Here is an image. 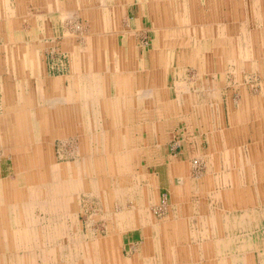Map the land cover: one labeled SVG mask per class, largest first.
<instances>
[{
  "label": "rangeland",
  "instance_id": "1",
  "mask_svg": "<svg viewBox=\"0 0 264 264\" xmlns=\"http://www.w3.org/2000/svg\"><path fill=\"white\" fill-rule=\"evenodd\" d=\"M76 1L77 0H0V104H1L0 118L2 119V120L0 119V174H2L0 175V186L5 183L11 185V183L16 182V184L11 190L10 187H8V190L7 192H5V194L7 195L8 191L10 190L9 198L13 196L18 197L21 193H24L26 195H31V197H33V199L36 201V207H37L36 209H33L31 213H34V215H36L35 217L37 220H41L40 215L42 214V211H40V205L43 203V199H45V197L47 196L51 198L52 197L51 191L53 190V188L57 189L56 185H58V188H61L62 185L59 182H55L59 174H56L54 172L52 173L53 186L50 182H47L46 179H45L46 181L44 180L45 177H43L42 172H40L41 175L39 174V176H31V175L28 176L29 172L31 171V169H29L32 161L31 158L35 157L37 152V147L38 145L41 144L40 142H42V137H43L46 142L48 141V145L51 146L50 154L53 163L56 164V162L57 163L60 162L58 156L61 153L60 146L63 145L61 139V133H60V129L62 127V130L63 131L65 130L64 133L67 136L66 140L67 143H69V146L71 143H73L75 149H78L80 153L88 156V160L87 159L82 160L80 158V160H74L73 162L76 165V168L78 169V172L80 173L81 176H78L76 170H74V172L72 171V169L74 168V165H72L69 166V168H67L66 175L63 177V181L73 180L78 182L77 185L80 182V184H82L84 187V189H81L83 192L81 193V195L74 196V199L71 201L72 207L67 210L66 217L63 216L62 219L63 225H67L68 227L72 226L73 228H75V231H73L70 228L66 227L68 229V231L66 232L68 239L75 238L74 233H77L76 226H79L81 223L82 225L85 226L88 225L90 226L91 224V217L93 214L92 209L94 205L91 203L89 205V200L87 196H85V193L83 191L90 189L92 185L91 182H93L92 179L88 178V176L92 175V173L90 172L91 168H89L87 164L93 165L94 161L97 162V166H99V164H103V166H100L103 167V171H102L103 173L101 172V177L99 174L98 182L100 183L104 180L106 175L109 176V173L111 174L110 166L113 165H114L113 166L114 168L112 167L113 169H116L117 167L119 169L118 171V173L120 174L119 179L122 178L123 180H127L128 182H130V180L134 181L135 177H137L140 174L141 170L145 169V173H146L147 170L149 169V167L147 166L145 168V162H144L145 160L144 153H147V149L144 146L138 144L137 142V138H138L137 132L139 131L138 128L144 127L146 132L145 137H147L149 134L147 133L148 126L150 125L151 128V124L154 125L152 121L154 120V122H157L158 119V122H160L159 124L160 130L158 131V134L160 133L159 134L160 137L163 138L162 144L163 145L165 144V146H163V149H161L162 153L158 152V154L157 153L156 154L159 162L161 161L162 164L166 163L167 155L168 156L172 155L174 157L178 154L184 153V149H185L184 141L180 139L182 137L178 136L177 134L180 132H184L185 130L189 131L190 127L193 126V123H190L193 121L191 119L189 120V116L187 113L185 114V112H187L188 110H192V108L195 107L194 106L195 103H193L191 101L192 99L189 98L188 99L184 98L182 102L176 104L174 103V105L171 104L172 106L171 105L167 106L168 103L164 102L163 100V96H166L170 99H175V97H170L169 95H167L168 90H166L168 88H172V83L173 80L175 79L174 78L175 73H178V76L180 78L179 82L180 84H182L181 86L184 87L183 91L190 92L191 89L190 84L192 83V81L195 82V79H193L190 70L185 71L186 66L184 67L185 68L184 71L183 70L179 71V69H177V71L175 70L174 74L173 72H167L165 71V69L158 68L157 71L158 73H160L159 76L162 78V80L160 78L161 80L160 82L158 81V86H157L158 89L157 91H159L161 101L153 105L148 102H145L144 114L137 113V107H140V104L131 101H129L130 102L129 104L126 103V105L120 103L115 109V111H117L115 113L117 117L112 122L111 119L106 117L107 114L104 112V110L107 107V104L104 102L107 94L104 96L103 91L105 90V92L108 93L109 91L108 86H104L101 89L99 88V91L101 90V95L97 94V89L94 90L92 89V92L91 93L89 92L91 90V84L88 80H84V81L79 80L78 81L79 89L74 87L72 88V84L75 82L74 78L77 77L78 73L81 76H83V74L84 75L87 74L86 70H76V71L73 70V66L74 67L78 66L79 63L82 64L87 63V57H81L80 55L76 57L74 54L75 52L74 50L76 46L79 44L77 41H74V36L76 32L75 27L77 26L76 23H78V19L77 18L74 19V16L76 15L74 9V3ZM183 1L186 2V0ZM218 1L220 2V5H216V8L214 9L211 6L208 5L204 6L202 4L201 6L200 5L194 6V8L197 9L195 16L197 15L199 16L200 14H202L205 16V19L208 21V23H210L209 20H213L214 17L213 14L216 13L218 18L225 20L224 24L216 23L217 25H220V27L222 28L224 27L225 29L230 28L236 31L239 30L243 31V29H240V27L238 26V22H232L231 19L232 17L230 18V22H228L229 18L227 16H230L229 13H231L232 0H218ZM95 2H96L95 5L97 6L100 5L99 7H102L101 2H99V0H96ZM115 2H109L106 4L105 8L104 7L102 8L103 10L102 14L104 15L103 17L107 20L110 19L109 24L111 25L110 26L111 30L113 29L111 24L112 20L120 19L122 21L121 25L125 28V31L130 32L133 41L135 42L136 51L138 55L141 54V51L144 50V52H146L145 54L147 55L145 57V61L150 62L149 60L150 56L148 54L151 52H155L156 48H160V43L162 38L160 37V33L153 27V24L150 21L148 4L145 5L146 7L143 6L144 8L143 9L141 6L138 5L139 2L137 0L131 1L130 4L127 3L128 1L126 0H115ZM110 4L111 6H109ZM63 15L65 16V18ZM207 26L208 25H206L205 26L206 28L204 27L203 29L200 28L199 29L200 32L197 31V34H194V36L191 38L192 40H190L189 38H185L184 40L182 39L181 41L183 43H187V41L189 42L190 40V42L191 41L196 43L200 42L203 45L207 44L209 41L208 38L209 30ZM234 26H236L235 29ZM219 35L220 37H218L217 39L221 41L222 45H224V43L226 42L227 49H231V47L235 45L237 50H239V52L241 51L238 57L240 58L241 61L240 63L242 64L241 66L243 67L240 70H238L237 67H235L236 70H232L234 68L230 66L229 68L232 69L228 71L229 74L227 77L228 81L225 83L226 85L224 87L223 86L214 87L212 85V87L207 92H204V93H209L210 95L212 94L217 95L219 93L218 97L216 98L207 97L209 101L208 102L209 106L208 107L206 106L204 110H206L205 111L206 117L208 118L209 116V118L206 119L205 121H203V119L201 118L197 119L196 121L197 125L203 129V131H201L200 128L199 130L201 132H204L205 134L208 133L209 131L212 132L213 129L214 131L215 130L222 131L225 128L229 130H231V128H236V127L252 128L253 126L262 125L261 122L264 119V103H254V102L249 103L248 97L245 96L248 95L247 93L250 90L247 82L248 70H245V68H248L247 66L248 65L250 66L251 63H253L255 64V67H258V69H260V71L261 70L264 71V39L262 40L255 38L232 39V38L223 37V33H219ZM181 41L178 42L180 43ZM261 42H262L261 44L262 49L256 51L257 44H260ZM126 45H127L126 48L127 50L128 49L127 42L125 43L124 47H126ZM24 50H26V52H24ZM172 51L169 49L168 53L166 54H167V58L168 57L172 58L171 61L172 68L176 69L180 62L179 59L184 64V59H181L184 56L180 53L179 48L176 52L177 54L174 56L169 55V53H171ZM209 56H211V54ZM214 58L215 57L213 56L211 62H214L216 60V58L215 59ZM229 58L230 57L228 53V57L226 58V60H228ZM186 63H188V61ZM7 64H9V66ZM145 67H148L145 69L146 73H148L150 64L145 65ZM199 77L200 76H198V78ZM2 79L4 81H1ZM23 79H25L24 87H22ZM201 79L202 77L199 78V80ZM10 80H12V84L10 83L8 84ZM201 82H204V80H201ZM142 83L144 85L143 87L141 86L143 90H148L151 88V86L147 84L148 83L147 79L144 78V81ZM234 83L235 86H233ZM241 84L243 85V87H241ZM194 85H192L193 91L190 93L195 97V99H198L201 96L202 100H204L203 96L201 95L202 92H200L199 87H195ZM160 86L164 88H160ZM22 88H24V90ZM73 91L76 94V96H81L83 102H81L80 104H82L85 107H82L83 110L80 113L78 112L79 114L74 113L72 115L73 118L71 120L70 126H67V123L66 126L64 123L63 126L60 124L61 119H59V115H58L59 112L57 111L58 109L54 110V112L52 111L46 113L45 112L43 113L41 111L42 108H45L46 105L44 98L54 99L59 97V94L68 95ZM91 94H93L92 97L93 106H91L89 109V106H87L85 102L87 101L86 100L87 96L91 97ZM255 94L264 95L261 92H257ZM239 96L243 97V99H241L240 102H238L239 100H237ZM221 97L224 102L220 100ZM227 97L232 99L234 98L233 100L235 102L234 103L231 102V104L229 105V103L227 102ZM99 99L100 100L104 99V100L100 101ZM168 107H176V109H172L170 111ZM20 108L24 109L23 112H20ZM155 108H157V110L160 111V117H157L158 115L157 116L154 115L157 114ZM224 110H225V117L223 112ZM90 112L92 113L90 114ZM140 112H142V110ZM68 113L71 115V112ZM104 113L106 114L105 116ZM122 113L125 114L124 119H122L121 117ZM22 114H24L25 117ZM102 115L104 117H102ZM249 118H251L252 123L248 125L244 124L243 122H245ZM103 119L104 120L106 119V121H108V124H106V128L102 127V125L104 124L102 122ZM18 121H20L21 126H23L24 128L22 130L25 131L26 134L25 137H19L18 135L12 137V134H10V131H12L13 130L12 128H14V124L16 123V125H18ZM89 122L90 125L92 126L93 133H89L87 131L89 129L88 128ZM123 124L124 127L127 128L125 130H132V132L129 131L127 134L122 132L119 127ZM76 125H79V128L75 127ZM108 125H111L113 127L117 126L118 129L116 131L118 132L116 133H118L119 135L114 137L111 130L108 129L107 127ZM205 125H207L208 127ZM39 126H41V129H43L42 131L40 130ZM206 127L208 129H206ZM141 130L139 132H141ZM173 132L176 133L175 136L174 134L172 135ZM232 132L238 133V131H232ZM205 134L203 136L196 133V136L198 138V145L201 153L204 151L205 152L208 151L207 144L205 143L203 144L204 146L202 145L203 138L206 137ZM15 138L17 140H13ZM25 138L26 141H23L25 140ZM165 138H166V143H165ZM25 142H27L28 144L27 146L31 147L28 148V150L32 149L31 151H29L31 152L32 157L29 152L23 151L22 148L19 147L15 148L16 145L24 146ZM113 142H116L117 144L128 143V146H131L132 148L135 149L137 148L139 149L134 155L132 161L128 162V160L125 161L124 158L125 154L123 149L121 150V152L120 149H118L117 147L116 149H112V151L110 150V147L112 146ZM69 146H67L65 150H63V152L65 151V153H67L68 150L70 151L71 148ZM108 155L110 156V158ZM90 156L91 157L94 156V157L90 158ZM106 157L108 160L106 159ZM203 160L204 162L201 161L199 158H196V159H192V161L190 162V168L191 170H193L192 174L194 175L193 176L194 180L196 179L197 176L198 177L200 176V178L201 176L203 177L205 176L204 174L206 173V169H207L205 163V157H203ZM197 163H199L198 167H196ZM67 165H70V163ZM142 165L144 166L143 169H141ZM128 166L130 173L127 176V173L126 174L124 173L125 172L124 169L126 168L127 170ZM139 167L141 170L139 169ZM136 168H138V171L136 170ZM135 170L137 172H133ZM159 171H160L159 177H160V185L162 187V193H160V195L158 193L157 194L158 197H160L159 200L162 202L158 203L160 204V208L158 210L159 214H157L156 217L161 221H165V218L167 217L170 207V198L167 190L170 185V180H169L166 164L163 167L159 168ZM104 173L105 176L103 175ZM111 176L113 175L111 174ZM68 188L70 191L71 188L70 187ZM222 188L223 185L221 184L217 186V190H219L220 192ZM258 190H259V186L257 188V191ZM150 192L151 193L154 192L153 188L150 189ZM166 199L168 200L167 201L168 206L161 208L163 203L166 204ZM139 200H141V198H139ZM226 201L227 200H225L223 197L222 198L216 197V199L214 200L215 202L214 206L216 207H213V209L216 212H218L220 215L215 214L213 217L217 216L220 218L221 215H223V218H225L224 214L226 212L227 213L229 212V210L225 207ZM7 202L11 203L12 201L8 199ZM192 204L193 203H189V206ZM222 211L224 213H222ZM202 214L204 215V212ZM211 223L212 222L208 221V223L202 224L196 221L190 225L189 229L193 233L194 241L199 244L204 243L202 248L200 247L193 248L191 246L169 247L167 243L165 246L162 247H154L153 241L151 239L152 237L151 232L148 231L144 235L142 231L132 230V229L140 228L138 226L141 225L138 223L133 228L130 229V232L128 234H125V237L122 238V244H121L122 252L121 254L120 253L119 254L128 261V264H130L131 260H134L135 259L134 257L136 256L139 258L141 264H157V263L158 264H247V263L264 264V206L260 208V212L258 213L257 219L255 218L252 223L250 230L251 233L250 239L244 237V234H246L248 231L243 230L245 229V227H248L249 224L248 225L242 224L238 227V229H234V227L232 226L233 225L232 222L231 221L228 222L225 219L222 224L220 221L213 222L212 223L213 226H212ZM48 225H50L48 226L50 228L48 230L50 231L52 230L50 234L53 232L61 234V232H57V229H55L54 227L55 225H51V224ZM92 227L91 228L94 229V226ZM224 227L229 228V231L228 232L225 231L224 233L223 232ZM102 228L104 229V227ZM195 229L196 231H194ZM204 233L206 234L207 237L211 235V237H214L216 239V240L211 239V242L213 241L214 245L208 246L205 244L209 242V240L204 235ZM237 236H241V239H239ZM62 238L64 237L62 236ZM218 240L220 241V244ZM244 241L254 249L252 250L242 249L243 246L242 243H244ZM71 248L73 249V251ZM150 249L152 250V253H149ZM77 252L78 254H80L78 249L76 250L75 246L72 245V247L67 248L60 252V258H58L59 262L55 261L53 263L60 264L61 261V263L63 264H75L76 260L74 257H76Z\"/></svg>",
  "mask_w": 264,
  "mask_h": 264
},
{
  "label": "bare ground",
  "instance_id": "2",
  "mask_svg": "<svg viewBox=\"0 0 264 264\" xmlns=\"http://www.w3.org/2000/svg\"><path fill=\"white\" fill-rule=\"evenodd\" d=\"M95 1L96 0H77L74 3V9H75V13H76V15H75L76 17L74 16V19L75 18L78 19V23H76L77 26L75 27L76 32H75V36H74V41H77L79 43L74 50L75 51L74 54L76 57H78L79 55L81 57H87V63H85V64L79 63L78 66H75V67L73 66V70L74 71L86 70L87 74H85V75L83 74V76H81L78 73L77 77L74 78L76 80H74L75 82L72 85V88L73 87L79 88V83H78L79 80H81V81L88 80L91 84V90L89 92L91 93L92 89L93 90L97 89V94L101 95V90L99 91V88L101 89L104 86H108L109 87L108 93L105 92V90L103 91L104 96L107 94L106 99L105 100L103 99L104 102L107 104V107L104 110V112L107 114L106 117L111 119V122H112L117 117V115L115 114L117 112V111H115L116 107L120 103L123 105H126V102L128 100V95H129V97L133 96L135 99L136 98L137 99L142 98L143 96L149 97V98L153 97V94L151 93L152 91L150 89H148V90H143L142 88L140 89L141 78L143 75L144 76L146 75L148 77L156 76L155 75L156 67H158L156 60H158V62H161V64H163V63L165 64L166 60H165V58H161V56L156 57V59L152 61L151 71L146 73L144 70H138L137 66L135 64L136 61L133 57L134 56L133 53L131 52V55H129L127 57V52H126V49L124 47L125 45H124V40H123L127 31H125V28L121 25L122 21L120 19H113L111 22L113 29L111 30V28H110L111 25L109 24L110 19H108V20L105 19L103 17L104 15L102 14L103 13L102 8L103 7L105 8L106 4L109 2H115V0H99V2H101L102 7H99L100 5L99 6L95 5L96 4ZM126 1H128L127 3L130 4V2L134 1V0H126ZM92 3H94V4H92ZM146 4H148V7H149L150 21L153 24V27L157 31H159L160 37L162 38L161 43L159 42L161 50L164 48H169V49L174 48L173 50L178 49V48L184 49V50L186 48H190L192 50L194 49V51L197 53L195 63H199L197 65H199L200 67L202 65V62L204 65L209 64L208 63L209 57H204L205 61L201 62L202 57H200V55H201V53L206 51L205 45L194 46L192 44V41L190 42V40H192L191 38L194 36V34H197V31L200 32V30H199L200 28L203 29L206 25H208L207 28L209 30V36H208L209 41L213 42L214 45L216 44V48H215L216 54H214L215 58H219L221 56L226 55V53H227L226 42L224 43V45H222L221 41L217 39L219 37L217 35V33H223L224 36L227 35V37L233 38L232 37L233 36V30L230 28H226V29L224 27L222 28V27H220V25L216 24V23L224 24L223 22H216V23L213 22L212 23L210 21V23H208V21L205 19V16L202 14H200L199 16L198 15L195 16L197 9H195L194 6H198V5H196L197 4L196 1L195 2H193V1L189 2L186 0V2H184L183 0H146L145 2H143L141 0V2L138 5L143 8V6H145ZM109 6H111V4ZM214 7H215V5H214ZM97 10H99V11H97ZM64 18H65V16H64ZM213 19H215V18L213 17ZM206 22H207V24H206ZM198 24H200V25H198ZM202 29H201V31H202ZM242 34L245 35V37H244L245 39L250 38V37H248V35H246V32L242 31ZM185 38H189L190 39L189 42L187 40H186L187 43H183L181 41L182 39L184 40ZM256 39H259V38H256ZM178 41H181V42L179 43ZM91 44H92V46H91ZM178 44H180V45H178ZM214 45H212V46H214ZM234 49L232 48V50H230L229 60L227 62L221 63L223 65H222V67H220V69L212 72L213 73L212 77H214L213 78L214 84H210L209 86L208 85L204 86L205 87V88L203 87L204 92L206 90H209L212 87V85L214 87H218L217 82L220 83L221 79L223 77L225 78L228 74L229 70H227V68H228L227 64L229 62L230 63H232V61H234V62L237 61V63L241 62V61H239L240 59H237V53ZM24 52H26V50H24ZM206 52H208V51H206ZM211 52H212V50H211ZM157 53H156V55H157ZM12 54H14V53H12ZM197 60H199V61H197ZM171 61H172V59H170L168 63H171ZM173 61H174V59H173ZM38 64H39V62H38ZM7 65L9 66V64H7ZM170 65L172 66V63ZM241 65L242 64L240 63V66ZM241 67H243V66H241ZM247 67L248 68H245V70H248L247 82H248L249 89H250L247 94H251L250 96H252L256 92H261L264 94V71H262V70L260 71V69H258V67H255V64H253V63H251V65L250 66L248 65ZM200 71H201V73L206 72L205 70H203V71L200 70ZM67 79H68V77H67ZM24 80L25 79L22 80V82H23L22 87L25 86ZM1 81H4V80L2 79ZM9 83L12 84V80H10L8 82V84ZM241 87H243L242 84H241ZM160 88H163V87L160 86ZM22 89L24 90V88H22ZM183 89H184L183 86L175 84V86L172 88V90H169L167 92L168 93L167 95H169L170 97H175L177 101L178 100L182 101V99H184V98L188 99V98L193 96L190 93L193 91L192 89H190V92H184ZM69 90H70V87H69ZM162 92H163V90H162ZM218 95H219V93L217 95H213V94L210 95L209 93H202V96L204 99L207 97L216 98V97H218ZM92 97H93V94H91V97L87 96V98H86L87 101L85 103L87 104V106H89V109L91 106H93ZM157 97L160 98V95L158 94ZM163 97H166V96H163ZM44 99H45L46 105H45V108H42L41 111L43 113L44 112L46 113V112H52V111L54 112V110L58 109L57 111L59 112V114H58L59 119H61L60 124L62 126H63V123L65 124V126H66V123H67V126H70L71 120L73 118L72 115L74 113H78V112L80 113L83 110L82 107H85L82 104H80L81 102H83L81 99V96H76V94L74 92H72L68 95H59V97L54 98V99L53 98H51V99L50 98H44ZM103 100H100V101H103ZM15 104H17V103H15ZM230 104H231V102L229 103V105ZM123 105H122V107H123ZM206 106H207V104H204L203 108H205ZM19 107H21V106H19ZM23 110L24 109L20 108V112H23ZM122 110H121V112H122ZM68 112H71V115ZM91 113L92 112H90V114ZM105 113H104V116L106 115ZM123 113L121 114L122 119H124V117H125V114H123ZM22 115L25 117L24 114H22ZM104 116L102 115V117H104ZM11 117H13V116H11ZM19 118H20V116H19ZM208 118H209V116H208ZM106 119L105 120L103 119V121H102L104 123L102 125V127H105V128H106V124H108V121H106ZM33 120H35V119H33ZM78 122H80V121H78ZM152 122L156 126V130H157L160 122H158V119H157V122H154V120ZM39 127H40V130L42 131L43 129H41V126H39ZM75 127L79 128V125H76ZM107 127H108V129L111 130L114 137L119 135L118 133H116V132H118V131H116L118 129L117 126L113 127L111 125H108ZM88 128L89 129L87 131L89 133H93L92 132L93 129H92V126L90 125V122L88 124ZM119 128L121 131L126 129V127H124V124L121 125ZM153 128H154V126H153ZM12 129L14 130V131L13 130L10 131V134H12V137L16 136V135H18L19 137H25L26 136L25 131L22 130L24 128H23V126H21L20 121H18V125H16V123H15L14 128H12ZM64 131L62 130V127H61L60 133H61V139H62L63 145L60 146L61 153L58 156L60 159V162H58V163L56 162V164H54L52 159H51V154H50L51 146L48 145V141L46 142L42 136H41L42 142H40L41 144L38 145V147L36 146L37 152H36L35 157H32L31 152H29L32 149L28 150V148H31V147L27 146L28 145L27 142L24 143V146H17L16 145V147H15V148H17V147L22 148L23 151L29 152L31 157H32L31 158L32 159L31 165L29 168V169H31V171L29 172L28 176H30V175L31 176H39V174L41 175L40 172H42L43 177H45L44 180L46 179L47 182H50L53 186V180H52L53 175H52V173L54 172L56 174H59L57 176L59 179L56 178L55 182H59L62 185V187L58 188V185H56L57 189L53 188V190L51 191L52 197L49 198L47 196V197H45V199H43V203L41 202L42 204L40 205V211H42V214H41L42 216L40 215L41 220H37L35 217L36 215H34V213H31L33 209L37 208L36 207V201L33 199V197H31V195H26L24 193H21L18 197L13 196V197L9 198L10 197L9 191L14 187L16 182L11 183V185L5 183V184H2L0 186V264H54L53 262H55V261L59 262L58 258H60V252L67 249V248L72 247V245H74L76 250L78 249V251L80 252V254H78V252H77L76 257H74L76 260L75 264H97V263H99V264H128V261L126 259H124L122 256H120V254L122 252V250H121L122 245L120 244V237H121L122 233H127V231H130V229L133 228L138 223L142 226V228H146V227L149 228V230H150L149 232H151V234H152L151 239L153 241L154 247H162V246H165L166 243L169 245V247H176V246L180 247L181 246L180 244H182V245L185 244L184 246H191L193 248L194 247H197V248L203 247V244L195 245L196 244L195 241L193 240L190 232L187 230L188 225L192 224L193 217L190 216L188 218H183V215L185 216L186 212H184V214H183V211H182L183 208L178 209V207L182 206V204L179 202L178 199H177V201L173 202V205L170 204L169 211H168L167 217L165 218V221H161L156 217V215L159 214L158 210L160 208V204H158V203L159 202L161 203L162 201H160L159 198H156V194L154 192L153 193L150 192V189L152 187L148 184H145L148 179L144 180L143 177L141 178V176L143 174V171L141 170L142 168L140 169V167H139L141 172H140V174L138 173L139 175L137 177H135V180L134 181L130 180V182H128L127 180H123L122 178L119 179L120 174L118 173V171H119L118 167L116 169H113L114 165L110 166V172L113 176H111V174L109 173V176L106 175V177H105L106 179L104 181L101 180L102 182L100 183V182H98L99 174L101 177V172L103 171V167H100V166H103V164H99V166H97L96 161H94V164H93L94 166L92 164H91L92 166L87 164L88 167L91 168L90 172L92 173V175H89L88 178L92 179L93 182H91L92 185H91L90 189L83 190L85 193V196H87V198L89 200V205H90V203L94 205V207L92 209L93 214L91 217V224H90V226L89 225L85 226V225H82V223H81L79 226H76L77 233H74L75 238L74 239L73 238L68 239L67 235H66V232L68 231V229L66 227H68V226L63 225L62 219H63V216L66 217L67 210L72 207L71 201L74 199V196L81 195V193H83L81 189H84V187L82 184H80V182L77 185L78 182L73 181V180H70V181L64 180L63 181V177L66 175L67 168H69V166H72V165H74V168L72 169V171L74 172V170H76V173H78V176H81L80 173L78 172V169L76 168V165L73 162H74V160H80V158L82 160H84V159L88 160V156L80 153L78 151V149H75L74 148L75 146H73V143H71L69 146V143H67V140H66L67 136L65 135ZM33 134H35V133H33ZM262 137H264V136L262 135ZM13 140H17V139L15 138ZM23 141H26V138ZM72 142H73V140H72ZM113 145H114V147H113ZM67 146H69L71 149H70V151L68 150V152L65 153V151L63 152V150H65V148ZM116 147L118 149H120V152L123 149L124 154H125V156H124L125 161H127V160H128V162L132 161V159L134 158V155L136 154V151L131 146H128L125 143H123V144L118 143L117 144L116 142H113L112 146L110 147V150L112 151V149H116ZM138 147H140V146H138ZM211 147L213 148L212 142H211ZM76 151H78L79 153ZM94 156H92V157H94ZM92 157L90 156V158H92ZM90 158H89V160H90ZM109 158H110V156H109ZM213 158L214 157L211 156L210 163L208 162L209 163V169H210L209 173H211L212 171H214L216 169V162H215V160L212 161ZM106 159H107V157H106ZM245 159H247V158H245ZM55 160H56V158H55ZM64 163H66V164H64ZM69 163H70V165H67ZM87 163H89V162H87ZM79 164H80V162H79ZM198 166H199V163L196 164V167H198ZM241 166H243V165H241ZM200 169H202V168H200ZM249 169H250V166H249ZM136 170L138 171V168H136ZM136 170L133 172H137ZM124 171H125L124 173L125 174L127 173V176H128L130 173L129 166L127 167V170L125 168ZM0 175H2V174H0ZM103 175L105 176V173ZM17 176H19V175H17ZM256 177H258V176H256ZM133 178H134V176H133ZM209 180H211V179H208L207 185L210 188L209 189V191H210V190H212V187L215 185L214 184L212 185V182ZM86 181H87V179H86ZM224 183L227 184V180H224ZM156 185H155V187H156ZM8 187H10V190L8 191V194L6 195L5 192H7ZM68 187L71 188L70 191H69ZM2 188H3V191H2ZM2 192H3V194H2ZM82 195H84V194H82ZM243 195H244V193H243ZM222 197L223 196H221V198ZM139 198H141V200H139ZM242 198H244V197H242ZM8 199H10L12 202L11 203L7 202ZM167 201L168 200L166 199V204L163 203L161 208L168 206ZM185 203H186V201H185ZM214 207H216V206H214ZM161 210H163V209H161ZM217 210H218V208H217ZM73 212H74V209H73ZM185 217H187V216H185ZM196 218H199V217H196ZM215 218H217V217H215ZM215 218H214V222H216ZM208 219H212V218H208ZM67 223H68V221H67ZM98 223H100V224H98ZM5 224H7V225H5ZM48 224L55 225L54 226L55 229H57V232H61V234L55 233V232L50 234V232H52V230L51 231L48 230V229H50L48 227L50 225H48ZM92 226H94V229H92L93 228ZM212 226H213V224H212ZM102 227H104V229ZM68 228L75 231V228H73L72 226H69ZM78 228H79V230H78ZM182 232L187 233L188 236H185ZM180 233H181V236H179ZM148 234H147V236H148ZM65 235H66V237H65ZM62 236L64 238H62ZM66 239H68V240H66ZM171 241H173V242H171ZM242 244H243L242 249H244V250H250L251 249L250 245H247V243H242ZM69 245H71V246H69ZM132 247H134V246H132ZM136 250H138V249H136ZM72 251H73V249H72ZM149 253H152L151 249H150ZM80 256H82V257H80ZM134 258L135 259L131 260L130 264H141L140 260L137 256ZM60 264H63V263H61V261H60Z\"/></svg>",
  "mask_w": 264,
  "mask_h": 264
},
{
  "label": "crops",
  "instance_id": "3",
  "mask_svg": "<svg viewBox=\"0 0 264 264\" xmlns=\"http://www.w3.org/2000/svg\"><path fill=\"white\" fill-rule=\"evenodd\" d=\"M137 1L139 3L141 2V0H137ZM142 1L145 2L146 0H142ZM187 1H189V2L190 1L191 2L196 1V3H197L196 5H200V6H201V4L204 6L208 5L211 7H214V5H215L214 8H216V5H220V2L218 0H187ZM213 15H214L215 19L209 20V21H212L215 23L216 22H223L224 23L225 20L218 18L216 13ZM229 15L230 16H227L229 18L228 22H230V18L232 17L231 18L232 22H238V26L240 27V29H243V32H246V35H248V37L255 38V39L259 38L261 40L264 39V0H232V2H231V13H229ZM235 28H236V26H234V29ZM235 33H237V34H235ZM217 35L220 37L219 33ZM223 37H227V35H225V36L223 35ZM232 37H233L232 39H234V38L235 39H241V38H244L245 35L242 34V31H240V30L239 31L233 30V36ZM227 38H229V37H227ZM123 40H124V45L126 42L128 43V49L126 50L127 57L129 55H131V52L133 53V55H134L133 57L136 61L135 64H136L138 70H144L146 72L145 69L148 67H145V65L150 64L149 71H151L152 61L155 60L156 57L161 56V58H165V60H166L165 64L164 63L161 64V62H158V60H156V62L158 64L157 65L158 67H156V73H155L156 76L148 77L146 75L145 76L143 75L141 78L140 89H141V86L142 87L144 86L142 83L144 81V78L147 79L148 80L147 84L151 86L150 90L152 91L151 93L153 94V97H152L153 99L149 98V97H144V96L142 98H139V99L136 98L135 99L133 96L129 97V95H128V100L126 103H130L129 101H131V102L140 104V107H137V113H141V114H144L145 108H143V107H144L145 102H148V103L153 105V104L159 103L161 101V99H160L161 97L160 98L157 97L159 94V91H157L158 90L157 89L158 81L160 82L162 80V78L160 80V76H159L160 73H158V71H157L158 68L159 69L160 68L165 69V71L173 72V74H174L175 70L177 71V69H179V71H182L185 69L184 67L186 66L185 71H188V70H190V72L192 71L191 72L192 77H193V79H195V82L192 81V83L190 84L191 89L193 88L192 85L195 84L194 86L199 87V89H201L200 92L204 93V91H203V89L205 88L204 86H206V85L209 86L210 84H214V79H213L214 77H212V74H213L212 72L220 69V67H222V65H223L221 63L227 62L229 60V59L226 60V58L228 57V53H230V50H232V48L233 49L235 48L234 50L237 53V59H240L238 57L240 52H239V50H237L235 45H233L231 47V49H227L226 55L221 56L219 58H216V60L214 62H211L212 57L214 56V54H216V51H215L216 50L215 49L216 44L214 45L213 42L208 41V43L205 44L206 51H208V52L205 51V52L201 53L200 57H202L201 62L205 61L204 57H209V61H208L209 64L204 65L202 62L201 67L199 65H197V64H199V63H195L197 53L194 51V49L192 50L190 48H186L185 50L179 49L180 53L184 56L183 58H181V59H184V64L181 62V60H179L180 61L179 65L177 66L176 69H174V68H172L170 63H168L169 60L172 59L169 57L167 58L166 53H168L169 48H164L162 50L160 48H156L155 52H151L148 54L150 56L149 57L150 62H147V61H145V57L147 55L145 54L146 52H144V50L141 51V54L138 55V53L136 51L135 42L133 41V38H132L129 31L126 32ZM192 44L194 46H196V45L202 46L203 45L200 42L199 43L192 42ZM261 44H262V42L260 44H257L256 51L262 49ZM212 45H214V46H212ZM126 48H127V45H126L125 49ZM209 48H210V50H209ZM173 49L174 48H171L170 50L172 51ZM177 50L178 49L173 50L171 53H169V55L170 56L176 55ZM211 50H212V52H211ZM156 53H157V55H156ZM210 54H211V56H209ZM187 61H188V63H186ZM197 61H199V60H197ZM227 65H228L227 70H230L232 68H234L232 70H235V67H237L238 70H240L242 68L240 66V63L239 62L237 63V61H235V62L233 61L232 63L229 62V64H227ZM230 66H232V68H229ZM200 70H202V71L205 70L206 72L201 73ZM228 74L225 78L223 77L221 79L220 83L217 82V86H223L224 87L226 85L225 83L228 81L227 80ZM198 76L202 77L201 80H204V82H201V80H199ZM203 77L205 79H203ZM174 78L175 79L173 80L172 88L175 86V84L181 86L182 84H180V82H179L180 78L178 76V73H175ZM233 86H235V83L233 84ZM172 88H168V89L165 88V89L169 91V90H172ZM207 91L208 90H206L205 92H207ZM250 95L251 94L245 95L246 97H248L249 103L250 102L264 103V95H257V94H253L252 96H250ZM193 97L194 96L190 97L189 99H192L191 101L193 103H195V105H194L195 107L192 108V110H188L187 112H185V114L186 113L188 114L189 120L191 119L193 121V122H190V123H193V126L190 127L189 131L185 130L184 132H180L177 134L178 136H181L182 137L181 139H183V141H184V145H185L184 148L185 149H184L183 154L181 153V154H178L174 157L172 155H170V156L167 155L166 163L162 164L161 161L160 162L158 161V157H157L158 152L162 153L161 149H163V146H165V144L164 145L162 144L163 138H161L160 135L158 134V131L160 130L159 129L160 125H158L157 130H156L155 125L151 124V129H150V126H148V132L147 133H149V134L147 137H145V135H146L145 128L144 127L138 128L139 131L141 129L142 130H141V132H139V131L137 132L138 138L140 135V138L139 139L137 138V142H138V144L144 146L147 149V153L144 154V158H145L144 162H145V168H146V166L149 167V169L145 173V169H143L144 166L143 165L141 166L143 169L142 170L143 174H142L141 178L143 177L144 180L148 179L145 184H148L153 188L154 193L156 192V198H160V197H158V194L160 195V193H162V187L160 185L159 168L163 167L166 164V167L168 170L167 172L169 175V180L171 183L167 189L168 193H169V198L171 199L170 204L173 205L174 201H177V199L179 200V202L182 204V206L178 207V209L183 208L182 209L183 214H184V212H186L185 216H187V217H185L183 215V218H188V217L192 216L193 217V219L191 218L192 223H194L196 221L198 223H202V224L208 223V221L214 222V218L217 216H215V217H213V216L215 214L220 215L218 212L214 211V209H213L214 204H215L214 200L216 199V197L220 198L221 196H223V198L225 200H227L225 202V205H226V208L229 210V212L228 213L226 212L224 214L225 218H223V215H221L220 218H218V217L215 218L216 222L220 221L222 224L224 219L227 220L228 222L231 221L234 229H238V227L242 224H244V225L249 224V226L245 227V229H243V230L248 231L246 234H244V237H247V239H250V234H251L250 230H251L252 223H253L254 219L258 216V213L260 212V208H262L264 206V202H263V196H264V169H263L264 168V137H262V135L264 136V119L261 122L262 125L253 126L252 128L251 127H236V128H231V130L225 128L224 130H222V132L216 131V130L215 131L213 130L212 132H210L208 130L209 132L205 134L204 132H201V131H203V129L200 128L196 124V121H197V119H200V118L203 119V121H205L207 119L206 114H205V110L203 108L204 105H202V104H207V107H208L209 101L207 98L202 100L201 96L198 99H195V97L194 98ZM233 99L227 97V102L228 103H230V102L234 103L235 101ZM241 99H243V97L239 96L237 99V100H239L238 102H240ZM163 100H164V102L169 104V105L167 104V106H170L171 104L174 105V103L176 104V103L182 102L184 99H182V101H179V100L177 101L176 98L170 99L168 97H166V98L163 97ZM220 100L222 102H224L222 100V97ZM141 104H142V107H141ZM168 109L171 111L172 109H176V107H168ZM235 109H236V107H235ZM139 110L140 111L142 110V112H140ZM155 111H157V114H154V115H156V116L158 115L157 117H160V111L157 110V108H155ZM223 112H224V117H225V110ZM182 113H184V112H182ZM243 123L246 125L251 124L252 123L251 118L247 119ZM153 126H154V128H153ZM205 126H207V125H205ZM207 127H206V129H208ZM199 128L201 131L199 130ZM129 131L132 132V130H123L122 132H124V133L126 132V134H127V132H129ZM232 131H238V133L232 132ZM196 133L203 135V136H204V134L206 135V137L203 138L202 145L206 143L208 146L207 147L208 151H206V152L204 151L201 153V151L199 149V145L197 143L198 138L196 136ZM173 134L175 136L176 133L173 132L172 135ZM211 142H212L213 148L211 147ZM165 143H166V138H165ZM127 145H128V143H127ZM133 149L137 152L139 148H137V149L133 148ZM202 156L205 157V161H206L205 163L207 166V169H206L207 174L205 173L204 177L201 176V179H200V176L199 177L197 176L196 179L194 180L193 179L194 175L192 174L193 170H191V168H190V162L192 161V159H196V158H200L203 161ZM211 156L214 157L212 161L215 160V162H216V169L214 171H212L211 173H209V171H210L209 163H210ZM245 158H247V159H245ZM241 165H243V166H241ZM249 166H250V169H249ZM256 176H258V177H256ZM208 179H211L209 181L212 182V185L214 184L216 186V187L211 186L212 190H210V191H209L210 188L207 185ZM104 180H105V178H104ZM224 180H227V184L224 183ZM196 181H198V183ZM220 184L223 185L221 192L219 190H216L217 186ZM155 185H156V187H155ZM258 186H259V190L257 191ZM243 193H244V195H243ZM242 197H244V198H242ZM189 199H190V201H189ZM185 201H186V203H185ZM189 203H193V204L189 206ZM203 212H204V215L202 214ZM222 213H224V212L222 211ZM195 216L199 217V218H196ZM209 217H212V219H208ZM221 219H222V221H221ZM190 225L191 224L188 225L187 230L190 232V234L194 240L193 233L189 229ZM138 227H140V228L132 229V230L142 231V233L144 235L146 234V232L150 231L149 228H147V227L146 228H142L141 226H138ZM194 231H196V229ZM225 231L228 232L229 228L224 227L223 232L225 233ZM129 232L130 231H127V233H122V235L120 237V244H122L121 239L123 237H125V234H128ZM182 233L185 236H188L187 233H184V232H182ZM204 235L206 236L205 233H204ZM179 236H181V233L179 234ZM237 237L239 239H241V236H237ZM202 238H203V236H202ZM207 238H208L210 243L207 242L205 244L207 245L209 243L208 246L214 245L213 241L211 242V239L215 240V238L211 237V235ZM220 239H222V238H220ZM244 243H246V242L244 241ZM197 244H199V243H196L195 245H197ZM219 244H220V241H219ZM180 245L184 246L185 244H183V245L180 244ZM247 245H249V244L247 243ZM252 249H254V248L251 247V250Z\"/></svg>",
  "mask_w": 264,
  "mask_h": 264
}]
</instances>
